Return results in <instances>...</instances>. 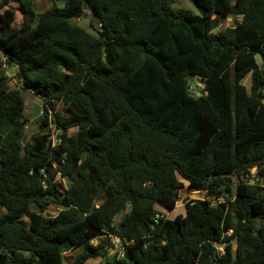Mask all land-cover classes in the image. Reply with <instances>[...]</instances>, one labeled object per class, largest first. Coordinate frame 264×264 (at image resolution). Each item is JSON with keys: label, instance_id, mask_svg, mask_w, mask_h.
Instances as JSON below:
<instances>
[{"label": "trees", "instance_id": "trees-1", "mask_svg": "<svg viewBox=\"0 0 264 264\" xmlns=\"http://www.w3.org/2000/svg\"><path fill=\"white\" fill-rule=\"evenodd\" d=\"M189 1L198 14L174 0L39 13L0 0V264H63L73 248L86 264L108 256V233L123 244L108 264H264V186L246 180L264 179V0ZM86 13L94 33L73 21ZM25 92L45 110L26 141ZM185 183L205 197L173 218L156 209Z\"/></svg>", "mask_w": 264, "mask_h": 264}, {"label": "rangeland", "instance_id": "rangeland-1", "mask_svg": "<svg viewBox=\"0 0 264 264\" xmlns=\"http://www.w3.org/2000/svg\"><path fill=\"white\" fill-rule=\"evenodd\" d=\"M32 3H33V9L35 10V12L39 13L41 11H44V10L52 8V7H58V8L62 7L64 4V0H32ZM9 5L16 10L14 21L19 22L20 21V14L17 11L18 4L16 2L11 1L9 3ZM172 7L174 10H192V11H194V13L198 14V10L195 8V6L189 0H174ZM90 15H91L90 13H86L81 18L74 19L73 21L75 23H77L79 26H81L83 29H85L86 31H88L90 33H94V31L90 27V19H91ZM236 19H239V17H237ZM233 21H234L233 17H227V18L221 19L218 22V25L216 27V31L220 30L223 27L231 26L233 24ZM7 73H8V76L11 77L13 74V70H7ZM242 82L246 86H248L249 76L247 75L242 80ZM195 83L198 87H202V84L199 81L195 80ZM25 94H26L25 114H26V116L29 117L30 121L27 123L24 141H26L32 133L39 130L38 124L35 123L34 120L31 119L32 105L35 102L39 103V99H35L37 97H36V95H34L32 93H26L25 92ZM263 104H264V101H263ZM56 111H58L60 113L61 117L66 116L64 106L59 101H56ZM44 114H45V110L43 108H41L39 115L43 116ZM52 118H53V113L52 112L48 113V116H47L48 123H50L52 125V127L55 128L53 123H52ZM76 131H77V129L72 128V129H69L67 131V134L71 135V134H74ZM255 177L258 179L257 181L259 182V184L264 186V179H259L257 177V174L255 175ZM60 179H61L62 184L64 186H67V184H68L67 180L66 179L64 180L63 178H60ZM232 179L234 180V182L232 184V190H234L235 185H236V178L233 177ZM203 197H205L204 191L190 190L187 188V185L185 183L184 187L178 191V201H177V204L173 210L167 211L166 209H164L160 205H156V209L158 211H160L161 213L166 214L168 218H173L176 215L185 213L184 202L186 200L202 199ZM98 204H99V202H98ZM58 209H59V206H57L55 204H51L47 207V211L52 215H54L58 211ZM2 210L3 209L0 208V211H2ZM125 211L123 210L117 214V216L115 218V222H117L119 220V218L125 213ZM22 219L25 222H27V218H22ZM107 246L109 248V252H108V256L106 258L89 259L86 264H108L107 260H110L114 256V254H116V257H120V253L118 252L119 251L118 245H116V246L114 245L115 250L111 244H108ZM78 252H79V249H74V248L69 250V251L64 252L63 264H72Z\"/></svg>", "mask_w": 264, "mask_h": 264}, {"label": "built area", "instance_id": "built-area-1", "mask_svg": "<svg viewBox=\"0 0 264 264\" xmlns=\"http://www.w3.org/2000/svg\"><path fill=\"white\" fill-rule=\"evenodd\" d=\"M48 128H49V131H50V144L51 146H55L57 141H58V137H57V130L55 128L52 127V125L49 123L48 124ZM256 175V168H252L248 174H246V180H248V183H255V182H258L257 178L255 177ZM193 191H201V190H193ZM204 198V197H203ZM202 198V199H203ZM214 202H220V201H223V198L220 197L218 199H214L213 200ZM100 238H104L107 240V244H111L115 250V246L118 245L119 246V253L121 255L122 251H123V244H122V241L120 240L119 237L111 234V233H108V234H105L103 236H101ZM90 243H95V239H91L90 240ZM115 245V246H114ZM218 250L220 252H223V249H222V245L218 248Z\"/></svg>", "mask_w": 264, "mask_h": 264}, {"label": "water", "instance_id": "water-1", "mask_svg": "<svg viewBox=\"0 0 264 264\" xmlns=\"http://www.w3.org/2000/svg\"><path fill=\"white\" fill-rule=\"evenodd\" d=\"M90 18L94 24L95 27L97 28H101L100 25V21L98 19V17L95 14H91ZM255 60H256V68H259L261 70H264V59L261 53L257 52L255 54ZM188 80H192V78L190 76H186ZM23 91H25V89H22ZM37 97V96H36ZM35 99H39V103H33L32 105V109H31V119L34 120L35 123H37L38 125L41 124V116L39 115L40 113V109L42 108V99L40 97H37ZM225 243L222 244V246H224Z\"/></svg>", "mask_w": 264, "mask_h": 264}, {"label": "crops", "instance_id": "crops-1", "mask_svg": "<svg viewBox=\"0 0 264 264\" xmlns=\"http://www.w3.org/2000/svg\"><path fill=\"white\" fill-rule=\"evenodd\" d=\"M166 215V214H165ZM167 216V215H166ZM120 219V218H119Z\"/></svg>", "mask_w": 264, "mask_h": 264}, {"label": "clouds", "instance_id": "clouds-1", "mask_svg": "<svg viewBox=\"0 0 264 264\" xmlns=\"http://www.w3.org/2000/svg\"><path fill=\"white\" fill-rule=\"evenodd\" d=\"M222 244H223V243H222ZM222 244H221V245H222Z\"/></svg>", "mask_w": 264, "mask_h": 264}]
</instances>
